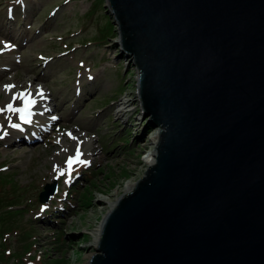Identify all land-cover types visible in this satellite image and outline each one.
<instances>
[{"label":"water","instance_id":"1","mask_svg":"<svg viewBox=\"0 0 264 264\" xmlns=\"http://www.w3.org/2000/svg\"><path fill=\"white\" fill-rule=\"evenodd\" d=\"M104 8L159 139L86 264H264V0Z\"/></svg>","mask_w":264,"mask_h":264},{"label":"rangeland","instance_id":"2","mask_svg":"<svg viewBox=\"0 0 264 264\" xmlns=\"http://www.w3.org/2000/svg\"><path fill=\"white\" fill-rule=\"evenodd\" d=\"M104 2L0 0V109L23 104L4 91L14 82L12 94L30 92L32 116L46 121L35 139L0 146V264H86L110 204L148 168L156 127L147 132L137 70L120 51ZM8 114V123H20ZM69 132L89 141L81 146L87 163L74 164L70 175ZM47 183L56 186L44 201Z\"/></svg>","mask_w":264,"mask_h":264},{"label":"bare ground","instance_id":"3","mask_svg":"<svg viewBox=\"0 0 264 264\" xmlns=\"http://www.w3.org/2000/svg\"><path fill=\"white\" fill-rule=\"evenodd\" d=\"M9 85H14V82H10ZM30 85V83H29ZM0 91H3L2 89H0ZM5 93H8L9 96L11 97L9 100H12V97H13V92L14 91V88H12L10 91H6L4 90ZM40 91V90H39ZM50 99H47V98H42L41 101L42 102H47L49 101ZM124 106V108H126V106H129V100H123L122 103ZM119 106V104L115 106V108H117ZM34 109V108H33ZM33 109H32V112H33ZM44 110V109H43ZM44 111H48V108H45ZM120 111V112H119ZM117 114H121V109L116 111V115ZM16 115V113H13V115L11 116H14ZM17 115L19 116V113H17ZM8 120H9V114L8 112L4 111L0 114V146H4V147H8L10 144H12L13 142L14 143H18V142H23V143H26L29 138L31 139H35L39 134H40V129H44V127L46 126L44 119H38V117H36L35 115L31 117V123H23L21 120H20V128L19 129H16V128H12L10 126V124L12 123H8ZM14 124V123H13ZM24 130H29L30 131V136L28 134H26L24 132ZM6 133V134H5ZM17 134V135H15ZM28 135V136H27ZM150 140H151V143L153 145H155L159 139V127H156L154 129V131L149 134L148 136H150ZM89 141H84L83 143H81L80 141H77V140H72V146H74L75 148L77 147V145L79 144L80 146V150H81V146L82 148L83 147H87V145L89 144L88 143ZM66 147V145H65ZM84 150V149H83ZM82 151V150H81ZM147 163L150 164L153 162L154 160V156H153V150H151L147 155ZM133 183H130V184H127L126 187H125V190L124 192H128L132 189L133 187ZM111 206L114 205V203L110 204ZM99 233H100V225L98 226V229H96V233L94 232L95 234V242H93V245L96 244V241L99 237Z\"/></svg>","mask_w":264,"mask_h":264},{"label":"snow or ice","instance_id":"4","mask_svg":"<svg viewBox=\"0 0 264 264\" xmlns=\"http://www.w3.org/2000/svg\"><path fill=\"white\" fill-rule=\"evenodd\" d=\"M5 47H10L9 45L5 44ZM15 85H5V90L6 91H10L12 88H14ZM39 95H43L42 92L38 93ZM17 99H20L23 101V107H14L13 103H9L7 104L6 108L4 109H0V113L7 111L10 113H19V118L23 123H31V117L33 115L32 109L36 104V100L33 99L31 97V93L30 92H20L16 95H13L12 100L15 101ZM52 120H56L57 117L53 116L51 118ZM10 126L12 128H16L19 129L20 125L19 124H10ZM6 134V133H5ZM67 135L72 139V140H76L77 138L75 136L72 135L71 132L67 133ZM59 143V141H57ZM66 151V149H65ZM81 150H80V146L79 144L76 147V151H75V155L74 156H70L68 157L67 160V171L69 172V175L73 169V165L74 164H86L87 161H83L81 160ZM59 175H64V171L60 170L59 171ZM44 209L42 208L41 211H43Z\"/></svg>","mask_w":264,"mask_h":264},{"label":"trees","instance_id":"5","mask_svg":"<svg viewBox=\"0 0 264 264\" xmlns=\"http://www.w3.org/2000/svg\"><path fill=\"white\" fill-rule=\"evenodd\" d=\"M110 21V19H108Z\"/></svg>","mask_w":264,"mask_h":264}]
</instances>
